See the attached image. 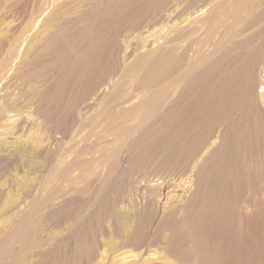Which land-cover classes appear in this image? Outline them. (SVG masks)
I'll return each mask as SVG.
<instances>
[{"label":"rangeland","instance_id":"374dc122","mask_svg":"<svg viewBox=\"0 0 264 264\" xmlns=\"http://www.w3.org/2000/svg\"><path fill=\"white\" fill-rule=\"evenodd\" d=\"M94 1L0 0V264H38V252L42 249L54 252L59 247L56 241L71 230L68 219L82 207L79 202L87 200L94 191H98L96 198L103 195L110 181L108 169L128 155L137 134L176 104L188 80L200 84L199 89L202 83L199 72L206 68L209 77L217 75L220 70L217 58L222 53L228 51V61L250 53L258 58L252 69L259 78L255 94L261 95L260 112L251 113L253 120L261 118L262 113L264 119V60H260L264 52V0H222L224 10L219 16H213L210 8L220 0H172L168 8H159L158 14L137 30L128 28L117 35L106 28L104 35L97 38V48L87 53L81 51L87 76L85 73L79 77L74 70L80 66L79 54L62 40L66 33L78 29L76 25L82 26L81 14ZM108 13L103 22L97 23V29L110 20L115 24L117 13ZM68 25L74 28L69 29ZM231 25L238 33L225 42L220 40L222 27L227 29ZM110 34L118 36L117 43L123 49L117 56L108 46ZM50 35L55 42H47ZM170 38L174 41L168 42ZM58 42L61 45L55 46ZM251 45H254L252 51ZM171 51L187 57L184 66L191 65L193 69L192 63L198 59L201 66L186 78L176 80L179 75L176 72L152 84L135 83L130 80L131 75H126L129 68L145 69L152 58ZM38 53L43 55L36 59ZM210 55L212 58L207 60ZM106 64L110 68L108 82L100 73ZM64 71L71 73L77 83L73 81L72 86L64 87L60 81ZM234 75L237 80L246 79V71L240 68ZM243 87L244 84L240 91ZM239 106V115L249 109L248 102ZM257 123H252L253 130L262 124ZM154 125L158 127L157 123ZM215 138L209 140L201 157L190 161L189 170L184 168L187 165L184 157L185 160L180 159L183 163L179 160L173 168L156 169L150 163L139 167V173L144 169L147 180L132 183L131 188L124 184L121 190L128 191L120 199L118 209L131 215L152 202L159 217L154 223L171 208H178L180 217L183 204L193 190L196 165L217 143ZM166 139L158 137V141ZM259 140L260 137L254 136L252 144L257 147L251 152L261 150ZM247 151L248 146L239 150L235 156L237 163L231 164L232 170H238L240 164L243 167ZM152 176L155 179L149 180ZM111 187L109 192L114 188ZM234 189L228 190L233 193ZM101 213L102 218L98 209L94 221L103 220L108 227L109 219L103 208ZM254 218L244 225L249 226L247 230H253L251 240L257 239L258 243L263 221ZM202 226L210 240L218 236L217 239L227 244L232 239L233 232L226 230L214 216ZM152 231L149 230L150 234ZM116 237L115 234L102 237L104 246L94 264H175L165 252V244L130 249L124 248ZM36 238L43 242L37 245ZM252 242L256 252L261 253V241L258 245L256 240Z\"/></svg>","mask_w":264,"mask_h":264},{"label":"bare ground","instance_id":"6f19581e","mask_svg":"<svg viewBox=\"0 0 264 264\" xmlns=\"http://www.w3.org/2000/svg\"><path fill=\"white\" fill-rule=\"evenodd\" d=\"M171 2L172 0H95L91 3L89 10L81 14L79 22H83L82 26L81 23V27L76 25L78 29L76 28L75 32L66 33V30L63 32V34L66 33L63 40L61 39L79 54L80 66L74 69L77 76L83 77L86 73V62L82 60L84 57L81 51L87 53L88 50L92 51L97 48L99 41L97 38L104 35L106 28L108 31H115L117 35L128 28L137 30L153 19V16L158 14L159 8L166 9ZM210 10L213 16L221 15L224 10L223 1L220 0ZM108 12L117 13V19L113 17V20L116 19L115 24L110 20L106 26L101 24L103 27L97 29V23L103 22L110 14ZM262 13L264 14V9ZM71 26L69 29H72ZM222 29L219 33V36H222L218 38L224 42L238 33L232 25L231 28L222 27ZM112 36L110 34V45L108 43V46H111L114 56H117L123 49L121 44L117 43L116 37L118 36ZM173 39L170 38L168 42L174 41ZM46 40L48 43L55 42L53 35L47 37ZM58 44L61 45L58 42L55 46ZM253 48L254 45H251V51ZM227 53L228 51L217 58L220 61V70L217 75L209 77L205 72L206 68L201 74L199 72L202 79L199 89L200 84H192L188 80L184 84L183 91L176 98V104L165 110L164 116L157 118V122L151 123L137 134L135 140L132 141L133 145L130 146L128 155L122 154L125 155L124 159L116 161L108 169L107 176L110 181L103 190V195L100 194L102 196L96 198L98 191H94L87 200L81 201L84 202L83 204L79 202L82 207H79V210L77 208L76 215L68 219L71 223L69 227L71 230L56 241L59 247H56L54 252L50 249L36 251L42 264H94L100 257V249L104 246L101 242L102 237L111 234L117 235V240H120L124 248L126 246L130 249H138L146 244L152 246H157L158 243L165 244V252L173 258L175 264H264V119L262 113L261 118L253 120L251 113L253 110L260 112L258 97L261 95L256 97L257 94H255L259 78L252 69V63L258 58H254V54L250 53L245 57L228 61L226 60ZM41 55L43 54H36V59ZM212 56L210 55L207 60ZM186 59L184 54H178V52L177 54L174 51L164 52L147 62L145 69L140 66V68H129L130 73L126 75H131L130 80L135 83L149 82L148 84H152L177 72L179 75L176 80H180L195 71L196 67L201 66L200 59L192 63L194 70L190 68L191 65L184 66ZM260 60H264V52ZM212 65L210 64V67ZM238 68L246 71V79L242 78L243 81L242 79L237 80L234 75ZM108 69H110L109 64H106L104 70L102 69L104 73L100 72L105 82H108ZM70 75L69 72L62 74L60 81L64 87L72 86L70 84H73L74 80ZM176 80L173 81L176 82ZM243 84L244 87L240 91ZM246 102L249 103V109H244L245 111L239 115L237 112L240 108L239 103L244 105ZM258 121L262 124H259L258 130H253L252 123ZM155 123L158 124L157 128L153 127ZM254 136L260 137L258 145L261 150L256 153L251 152L257 147L252 144ZM158 137H167V139L162 142L158 141ZM213 137L218 138L217 143L211 146L210 151L204 153L196 165L193 190L183 204L180 217L177 216L178 208L170 207L171 209L154 223V219L159 217H157V209L152 202L131 215H126L121 208L118 209L120 199L128 191H122V186L126 184L130 187L132 183L140 184L142 180H147L146 174H143L144 169L141 170V174L139 167L150 163L156 169L159 167L173 168L172 166L178 164L179 160L184 157L185 162L187 161V165L183 164L184 168L189 170L192 160L198 156L201 157L209 140ZM246 146H248L247 152L251 154H246L243 167L239 165L242 167L241 169L239 167L240 170H232L231 164L233 161L236 162L237 153L240 149L245 150ZM153 179H155L154 176L149 178V180ZM111 186L114 188L109 192ZM225 188L229 190L235 188L236 191L231 193ZM102 208L109 219L108 227L103 220L99 223L94 221L98 209L99 216L103 217ZM243 210L246 211L243 212ZM212 216L216 217L226 230L233 232H231L232 239L227 244L217 239L218 236L215 240H210V237L204 234L202 225ZM252 217H259L260 221H263L258 243L257 239H254L256 245L261 241V253H257L253 248L255 247V244L252 245L254 240H251L253 230H247L246 227L249 226L244 225L248 219L252 221ZM218 228L221 227L218 226ZM150 229H153L151 234ZM161 230L163 232L157 234ZM36 241L37 245L43 242H39L38 238ZM39 262L38 264H41Z\"/></svg>","mask_w":264,"mask_h":264}]
</instances>
